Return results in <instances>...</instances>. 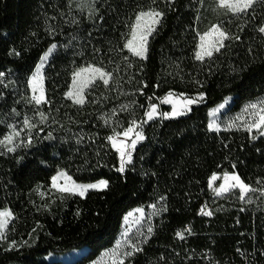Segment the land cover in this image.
Listing matches in <instances>:
<instances>
[{"label":"trees","instance_id":"1","mask_svg":"<svg viewBox=\"0 0 264 264\" xmlns=\"http://www.w3.org/2000/svg\"><path fill=\"white\" fill-rule=\"evenodd\" d=\"M216 1L0 0V140L13 127L20 132L9 145L15 151L0 147V211L15 217L0 240V264H62L51 257L83 249L73 264H89L116 244L129 212L152 205L160 211L153 234L124 264H264V137L209 128V111L226 99L238 112L264 97V5L219 19ZM150 8L163 18L140 59L124 44L136 15ZM216 24L238 39L197 61L199 36ZM53 44L48 103L36 105L30 79ZM88 66L112 80L94 84L77 105L66 94L74 72ZM169 93L195 100L190 113L148 121ZM133 121H144V139L120 174L108 137ZM60 171L82 184L107 180L108 188L55 193ZM225 173L238 174L261 202L216 199L210 179Z\"/></svg>","mask_w":264,"mask_h":264},{"label":"snow or ice","instance_id":"2","mask_svg":"<svg viewBox=\"0 0 264 264\" xmlns=\"http://www.w3.org/2000/svg\"><path fill=\"white\" fill-rule=\"evenodd\" d=\"M94 2V0H93ZM259 2L261 5H264V0H217V7L220 9L226 10L225 14L231 13L237 18L241 14H248L249 10L253 8L254 4ZM163 18V13L157 11L154 8H150L147 11H140L136 17L133 25L130 28V33L124 44V48L127 49L132 56L139 57L140 59L147 58V43L149 37L156 31V26L161 23ZM261 33H264V27L259 29ZM229 39H238V37H231L229 34L222 29L219 24L213 25L199 36V50L195 53V59L200 62H204L206 58L211 59L214 53H218L222 48L225 47V41ZM56 49V45L53 44L43 57L41 62V67H43V62L49 59V56ZM0 75H3L0 73ZM96 80L102 81L103 85L107 86L112 80V73L106 72L100 67L88 66L80 68L74 72L72 78V89L67 92V97L72 100L74 104L83 105L85 103V89L89 87L90 84H93ZM44 77L41 74L40 69H37L36 74L32 77L30 84L32 87V100L35 101L36 105L42 103H48L45 90H44ZM38 93V95H37ZM203 100V96L200 97ZM162 103L172 104L171 112L159 113L165 119H173L187 114V111L190 110V106L196 103L193 99H181L180 101L173 102L172 94L169 93ZM224 105H221L222 108ZM244 116H238L237 121H240L239 127L249 133H257L259 137H264V101L260 103H252L244 109ZM158 115V108L156 105H152L150 110L146 113L147 120L151 121L156 118ZM215 115V113H213ZM250 117V118H248ZM41 119L44 120V114L41 113ZM25 125H28L29 128L34 127L30 124L28 120L24 121ZM144 121L137 123L136 121L132 122V126H129L122 133H115V135L108 137L111 141L112 147L119 154L120 166L117 169L119 172L125 171V165L132 163V151L136 149L137 143L144 139L142 131L137 129L142 128ZM229 129L233 127H239L236 124V121H233L230 124ZM209 128L212 131H219L220 127L218 124L213 122L209 125ZM123 136L124 139H118V137ZM20 136V132L16 131L15 127L12 128L11 134L7 135L3 140H0V147H6L8 152L15 151L14 147H9L13 144L14 137ZM134 137V138H133ZM253 139L258 138L257 135H253ZM130 141V143L128 142ZM29 143L31 140L29 139ZM64 179L65 182L60 184L59 181ZM220 177L213 175L211 178L210 187L215 183ZM223 184L218 188L214 187L212 190L216 196H222L226 193H229L233 189L239 190V199L241 201L245 200L246 195L249 192L255 191L249 185H247L238 174H229L225 173L223 177ZM51 186L59 193H67L72 195L84 196L89 189L96 190H106L108 188L107 180H100L96 184H78L75 181H72L71 177H68L66 173L61 172L57 176L52 177ZM43 195V194H41ZM248 202H251L250 200ZM155 208V205L152 206ZM141 217L143 218V209L137 210ZM202 215L210 216L212 213L210 211L201 210ZM131 215V214H130ZM15 219L13 213L10 210L0 211V240L6 239V229L11 220ZM148 233L152 232V228L147 229ZM190 232L191 230L188 229ZM127 236V233H125ZM180 239H184L183 234H179ZM15 247V245H13ZM120 244H117L116 248L112 250L111 256L113 259V264H124V259L121 257L132 256L135 252L140 251L138 245H131V251L120 252ZM106 255H108L106 253Z\"/></svg>","mask_w":264,"mask_h":264},{"label":"rangeland","instance_id":"3","mask_svg":"<svg viewBox=\"0 0 264 264\" xmlns=\"http://www.w3.org/2000/svg\"><path fill=\"white\" fill-rule=\"evenodd\" d=\"M213 8H214L215 13H216V15H217V17L219 19L225 18V17H227L229 15H232L231 13L225 14L226 10L218 8L217 7V1L213 5ZM150 37H149V39H150ZM149 39H148V41H149ZM147 45H148V43H147ZM50 56H49V59H50ZM43 57H42L40 63L38 64L35 72L31 76V79L36 74L37 69H40L41 74L44 77V71L46 69V66H47V63H48L49 59L47 61H44L43 62V67H41V62L43 61ZM31 79H30V81H31ZM97 82H100V80H96L93 84H90L89 87L85 89L84 95H86L87 90L90 89ZM43 84H44V90H45V78H44ZM30 89H31V93H32V96H33L31 84H30ZM71 89H72V85H71L70 90ZM37 95H38V93H37ZM166 97H168V96H166ZM172 99H173V102H176V101H180L181 99H188V98H185V97H177V96L172 95ZM261 101H264V97H262V98H260L258 100H255L253 102L246 103L244 106H242V108L238 112H232L231 108L233 106L234 99L233 98H228V99L225 100V102H223L221 104V105H224L222 108L220 107L221 105H219V106H217L214 109H211L209 111V117H210L209 125L212 124L213 122H215L216 124L219 125L220 130H222V129H229L228 126L230 124H232L233 121H236V124L239 127L240 121H237L236 118L238 116H244L245 115L244 109L246 107H248L250 104H252V103H260ZM194 104H192L190 106V110L187 111V114L186 115H188L190 113L191 108H192V106ZM157 108H158V115L156 116V118H162L163 116L160 115L159 113L171 112L172 111V104H164V103H162V106L159 105V106H157ZM165 109H167V111H164ZM213 113H215V115H213ZM186 115H183V116H186ZM183 116H180V117H183ZM248 118H250V117H248ZM231 129H237V127H233ZM239 129L244 130L243 127H239ZM250 134H252V135H254V134L255 135H258L255 132L250 133ZM61 172L66 173L65 171H60L59 173H61ZM57 175H55V176H57ZM67 176L70 177L68 174H67ZM216 176L220 177V179H218L215 183L212 184L211 190L214 187H217L218 188L224 182V180H223L224 175H216ZM72 181H74V180L72 179ZM64 182H65V180L63 178L59 181L60 184H63ZM97 183H99V182H97ZM210 183H211V179H210ZM78 184H82V183H78ZM89 184H96V183H89ZM51 190L53 192H55V193H59L55 189H53L52 186H51ZM92 190H96V189H89L88 192L89 191H92ZM212 192H213V190H212ZM64 194H67V193H64ZM213 194H214V197L216 199H222L223 197H225L227 195H236L238 197L240 195L238 189H233L229 193H226V194H224L222 196H216L214 192H213ZM84 196H82V197H84ZM249 200L251 202H248ZM245 201L248 202V203H253V204H254V202H256V203L261 202L259 196L257 194H254L253 192H249L246 195ZM262 203H264V201H262ZM152 206H150L149 208H136V209L132 210L131 212H129L126 215L125 219H124L122 231H121V234H120V236H119L118 241L116 242V244L111 249L104 251L95 261H93V262H91L89 264H113V259L114 258L111 256V252H112L113 249L116 248L117 244H120L121 245V248L119 249L120 252L131 251V245H138L140 247V249H141L149 241V239L151 238V235L153 234V229H154L155 222L160 218L159 208L157 206H155V208H153ZM138 209H143V218L141 217V214L137 211ZM217 209H218V207H215L214 206V209L212 211H216ZM11 221H10V223H11ZM149 227L152 228V232L151 233H148V231H147V229ZM125 233H127V236L125 235ZM140 251L135 252L132 256H129V257H121V258L124 259V263H125L128 260L132 259L134 256H136ZM87 252H88L87 249H83V250H80V251H74V252L68 253L66 255L51 257V259L56 260V261H60V262H62V264H73L74 262H76L79 259H81L84 255H86ZM106 253L108 255H106Z\"/></svg>","mask_w":264,"mask_h":264},{"label":"water","instance_id":"4","mask_svg":"<svg viewBox=\"0 0 264 264\" xmlns=\"http://www.w3.org/2000/svg\"><path fill=\"white\" fill-rule=\"evenodd\" d=\"M126 171H127V167H126V165H125V171H124V172H119V173H120V174H125Z\"/></svg>","mask_w":264,"mask_h":264}]
</instances>
